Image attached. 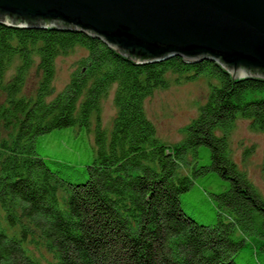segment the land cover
<instances>
[{
    "label": "trees",
    "instance_id": "trees-1",
    "mask_svg": "<svg viewBox=\"0 0 264 264\" xmlns=\"http://www.w3.org/2000/svg\"><path fill=\"white\" fill-rule=\"evenodd\" d=\"M75 48L87 54L55 95L56 59ZM202 75L217 81L207 102L181 143L163 142L146 100ZM113 87L108 129L102 101ZM239 118L264 130L263 79L178 56L137 64L86 33L0 22V264H236L246 248L264 259V198L230 155ZM69 128H94L91 165L39 154L38 138ZM204 177L227 222L200 225L183 211L182 195Z\"/></svg>",
    "mask_w": 264,
    "mask_h": 264
},
{
    "label": "water",
    "instance_id": "water-1",
    "mask_svg": "<svg viewBox=\"0 0 264 264\" xmlns=\"http://www.w3.org/2000/svg\"><path fill=\"white\" fill-rule=\"evenodd\" d=\"M0 22L86 33L137 64L210 60L264 80V0H0Z\"/></svg>",
    "mask_w": 264,
    "mask_h": 264
},
{
    "label": "rangeland",
    "instance_id": "rangeland-1",
    "mask_svg": "<svg viewBox=\"0 0 264 264\" xmlns=\"http://www.w3.org/2000/svg\"><path fill=\"white\" fill-rule=\"evenodd\" d=\"M82 48L56 59L54 80L55 95L62 92L69 83L77 63L86 56ZM14 70L8 74L11 78ZM213 81L204 75L191 82L171 84L167 89H158L146 100L147 117L154 123L158 137L167 144H178L184 140V128L199 114V109L207 102ZM38 77L35 72L30 76L26 91L35 93ZM115 89L102 101V121L105 128H111L116 116L114 103ZM230 138V155L238 168L245 172L254 187L264 198V130L255 131L249 120L239 118ZM39 154L78 167L91 165L97 158L95 130L78 131L72 128L59 133H50L38 138ZM206 177L194 182L192 188L181 197V207L185 214L200 225L213 226L219 220L227 222L225 209H219L214 197L215 189ZM236 264H264V259L252 255L249 249L239 252Z\"/></svg>",
    "mask_w": 264,
    "mask_h": 264
}]
</instances>
